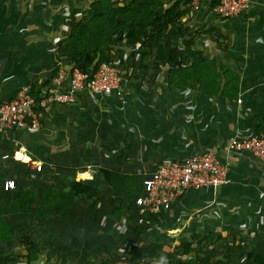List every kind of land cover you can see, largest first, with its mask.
Instances as JSON below:
<instances>
[{"label":"crops","instance_id":"crops-1","mask_svg":"<svg viewBox=\"0 0 264 264\" xmlns=\"http://www.w3.org/2000/svg\"><path fill=\"white\" fill-rule=\"evenodd\" d=\"M91 1L0 0V103L24 85L39 93L50 88L57 72L54 57L60 55L56 49L65 37V18ZM213 1L189 6L185 24L192 30H219V45L210 35H197L194 46L206 58L236 71L240 103L194 89L170 91L164 74H158L154 82L150 74L141 76L137 88L127 77L126 83L121 81L120 93L87 92L72 104L51 106L37 132L6 129L0 123V176L19 177L23 185H29L31 176L41 171L44 184L62 189L75 180L88 182L98 190L97 211L76 200L62 218L73 226L88 222L97 227L115 222L107 212L113 191L99 168L145 175L167 159L213 153L227 165L231 182L186 193L157 217L159 225L135 238L141 244L171 237L176 244L179 236L186 240L193 234H211L209 240L219 243L235 239V244L243 246L239 255L264 254V162L249 151L226 148L236 132L264 135V125L260 131L250 126L257 114L264 118V0H250L248 8L232 18H220ZM34 161L43 162L40 171L34 170ZM82 171L90 178H80ZM28 215L32 217L18 213L6 218L12 228V220ZM62 218L49 215L43 231L60 228ZM62 247L59 255L68 264Z\"/></svg>","mask_w":264,"mask_h":264},{"label":"trees","instance_id":"trees-1","mask_svg":"<svg viewBox=\"0 0 264 264\" xmlns=\"http://www.w3.org/2000/svg\"><path fill=\"white\" fill-rule=\"evenodd\" d=\"M216 4L214 0L212 7ZM189 6L190 3L185 0H93L65 18V37L58 44L60 55L62 53L64 58L61 55L59 58L62 60L56 62L66 63L71 71L77 69L86 76V80L102 63H108L119 69L124 83L131 79L134 88H137L138 79L145 74L151 75V82L158 74H164L165 85L170 91L173 87L188 88L205 96L237 100L240 80L236 71L206 58L194 46L197 34L184 20ZM214 33L218 37L214 38ZM203 35H210L212 41L219 45L221 33L218 29L208 28ZM149 56L152 57L151 62ZM127 77L129 80H124ZM80 91L76 92L77 98L89 92L87 89ZM31 93L40 97L38 91L31 89ZM262 125L264 118L257 114L250 126L260 131ZM99 171L113 191L107 203L112 220L125 217L126 222L133 225L135 236L142 235L145 228L137 224L135 199L141 194L145 175L125 174L107 168H99ZM2 184L0 242L13 238L10 221L6 218L8 215L30 214L40 224L50 214L66 216L76 200L88 203L92 211H97L100 202L98 190L81 180H75L66 189L43 183L30 189L16 185L14 189L4 190ZM89 225L85 222L78 226L79 232L75 234L80 239H87ZM68 231L71 233L72 230ZM67 232L62 234L65 242L62 251L72 255L74 249L67 247V240L74 241L75 236L69 234L64 237ZM90 232L94 239L95 234L96 238L100 236L98 226ZM210 236L193 234L190 239H181L177 244L173 243L171 237L169 240L154 239L146 244L133 245L126 253L118 254L111 264H236L239 260L246 264H264V254L248 251L239 255L238 251L243 246L239 242L235 244V239L230 243H219L217 240L210 241ZM24 242L23 254L0 252V264H34L42 251L29 236H25ZM56 264H65V261L61 259Z\"/></svg>","mask_w":264,"mask_h":264},{"label":"built area","instance_id":"built-area-1","mask_svg":"<svg viewBox=\"0 0 264 264\" xmlns=\"http://www.w3.org/2000/svg\"><path fill=\"white\" fill-rule=\"evenodd\" d=\"M196 7L202 0H185ZM214 12L220 18H232L246 10L250 0H216ZM59 66L49 89L40 91V97L31 93V87L19 88L10 100L0 103V123L6 129H23L37 132L42 127V116L56 104L76 102V92L87 89L92 93L107 94L121 91L122 77L114 65L102 63L89 80L77 69ZM240 103L241 99H237ZM231 152L249 151L264 162V135L234 133L226 143ZM33 168L40 171L42 161H34ZM231 182L227 165L213 153L193 154L182 160L167 159L145 174L141 194L136 197L137 224L150 231L158 224L157 217L168 212L175 202L192 190L216 188ZM3 189H14V179L3 181ZM159 225V224H158Z\"/></svg>","mask_w":264,"mask_h":264},{"label":"rangeland","instance_id":"rangeland-1","mask_svg":"<svg viewBox=\"0 0 264 264\" xmlns=\"http://www.w3.org/2000/svg\"><path fill=\"white\" fill-rule=\"evenodd\" d=\"M193 31L199 36L203 35L204 32L203 27L195 28L193 29ZM213 37H218V35L214 33ZM56 51L60 54L61 49H56ZM61 57L64 58L63 55ZM54 58H57L56 60L60 59L59 57ZM148 60L149 62H151L152 57L149 56ZM56 66L57 68H59V66H67V64L64 62H58L56 63ZM42 175L43 173L40 171L39 174L31 176L30 180L32 181L31 183H29V185H23L24 183L21 182L19 177L12 179H14L17 186L21 188L30 189L39 184H43L44 178L42 177ZM78 176L83 179L90 178V174L86 171L80 172ZM1 178L2 179H0V185L6 179V177L3 176ZM52 218H54L55 220H61L60 218L62 217L52 215ZM62 219L65 220L62 226L60 228L56 227V229L53 230L51 229L52 231L49 233L46 230L43 231L44 226L46 224L45 222H41L40 224H38L36 223L35 219L33 217H29V215L23 216L20 219L12 220L11 230L13 232V238L9 240V242H3L0 245V252L3 251L7 254L22 253L26 245V243L24 242V238L25 236H29L30 239L34 242V244L39 247L38 249L42 251V255L39 256V258L34 262V264L60 263V248L65 243L62 234L67 232L68 230H72L71 233H69L70 231H68L64 235V237H68L69 234H74L75 236L74 241L67 240V247H69L71 250L74 249L72 251L74 252L72 253V255H70V253H67V259L70 262L68 263L67 261L68 264H111L112 260H114L118 254H124L129 251V249H131L133 245L140 244L139 241H136L135 239L133 225L128 224L126 222L125 217L116 219L113 224L109 223L110 227L107 223L102 225L100 224L98 226L100 231L98 235L100 236L96 238L97 234H95V239L93 236L89 235L91 233L90 230H92V228L94 229L92 224L89 225L86 232L88 238L80 239L79 235L75 234L77 233L76 231L79 230L78 226H80V224L73 226L72 222L67 221V218ZM68 223L72 226H70ZM60 239H63V241H59ZM180 239L182 238L179 236L176 241V244L177 242H179ZM142 242L143 243L141 244L146 243V241Z\"/></svg>","mask_w":264,"mask_h":264}]
</instances>
